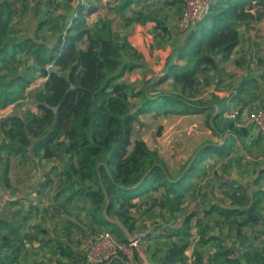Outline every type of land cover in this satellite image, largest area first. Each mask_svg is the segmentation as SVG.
Here are the masks:
<instances>
[{
    "label": "trees",
    "instance_id": "trees-1",
    "mask_svg": "<svg viewBox=\"0 0 264 264\" xmlns=\"http://www.w3.org/2000/svg\"><path fill=\"white\" fill-rule=\"evenodd\" d=\"M101 1H78L70 16H63L62 22L54 25L49 19H40L34 35L28 36L20 34V27L13 22L12 1L0 0V109L10 104L16 107L20 100L29 97L28 101L38 111L26 109L21 114L13 111L0 117V187H8L12 158L20 156V162H31L32 157L52 159L65 154L68 159L56 183L58 190L66 194L63 205L74 204L96 226L110 227L109 231L125 241L122 230L103 216L106 201L107 215L117 218L132 233L137 229L132 212L139 205L135 199L148 198L154 204L158 202L154 193L161 191L163 203L171 211L177 209L172 202H180L191 190L192 179L200 174L206 156L209 153L225 156L230 149L226 141L207 143L175 179H170L158 152L142 139L131 140L134 124H142L139 117L147 113L154 117L203 114L207 127L218 128L222 111L213 114V108L189 99L196 94L188 79L197 84L199 77L206 78L207 72L219 73L222 63L230 59L239 44V27L255 19L254 8L264 0H211L208 10L182 36L177 62L169 65L164 76L180 82L177 90L181 95L163 93L154 98L146 90L135 92L128 82L121 81L126 72L135 68V64L123 58V49L129 46L127 40H115L108 22L93 29L88 26L87 17L98 10ZM116 1V11L123 13L129 5L148 0ZM163 1L171 5L181 1V12L184 8L183 0ZM127 20L144 24L150 17L140 13L139 18ZM44 27L50 30V43L43 36ZM28 59L32 65L27 64ZM38 78L41 82L33 83ZM135 97L139 100L132 106L130 99ZM230 121L225 125L233 133L246 134V129L236 128ZM45 177L36 188L38 192L53 183ZM19 200H9L0 207V264H18L24 242L34 240L24 231L25 217H15L18 209L5 210ZM216 209L222 214L230 212ZM189 220L190 217L184 218L179 227L168 228L163 234L178 240L169 243L157 264L185 262L192 235ZM42 231L45 230L38 226L37 232ZM70 233L69 226L66 236ZM199 239V243H205L212 238H205L200 231ZM223 242L219 240L220 250L211 264H231L229 256L233 250ZM49 244L66 260H58V264H80L66 242L50 237ZM193 256V264L202 263L198 252ZM103 264L124 262L119 256Z\"/></svg>",
    "mask_w": 264,
    "mask_h": 264
},
{
    "label": "crops",
    "instance_id": "crops-1",
    "mask_svg": "<svg viewBox=\"0 0 264 264\" xmlns=\"http://www.w3.org/2000/svg\"><path fill=\"white\" fill-rule=\"evenodd\" d=\"M135 22L136 21L129 22L128 20H126L122 25V28L125 26V32L124 30H122V34L126 36L129 49L133 52H137V55H140L139 58L135 61L132 59H128V62L131 64H135V69H133V71L137 72V76L139 78H144V80H142L143 82L145 81L143 88L145 87L147 81L150 80V83H148L146 86H149L150 89H153V87L151 86L156 85L158 86L157 88L161 89L163 84L159 83V76L162 74L160 70H162V68L168 69L170 64L177 62L178 50L174 53H171L169 57L166 56V52H163L161 49H157L155 45L154 48H152V46L150 45L145 46V44H139L138 39L140 37L138 35H142L141 32L143 31L146 32V30L150 28L149 26L151 25L147 23L141 25L138 22ZM253 22L254 21L250 22L249 24L241 25L239 27V44L234 49L230 59L227 62L222 63V69L219 71V73L214 70L213 72L211 71L206 73V78H208L209 76L211 79L209 80L208 78V81L210 83L204 87V82L202 83L201 79L202 77H199L200 86L203 87L202 90H206V93L201 94L200 97H207V99L203 100L201 103L204 106L213 108V114L222 111L221 116L217 120L219 127L215 128L214 130L217 132V136H223V142L226 141L230 149L228 155L218 156L216 158L217 163L213 164V166L209 168L203 166L200 174L193 179V186L188 192L189 194L187 193L188 196L186 198L184 197L182 200H180V202L177 203L174 201L172 202L174 204V207L181 206L184 201H186V203H189V205L191 204L193 207V211L195 210V215L192 212L193 217L191 218L192 220L194 218L197 220L198 227L201 228L199 230V234L200 231H203L205 238H212L205 243H198L197 246H195L196 244L195 242H193V240L197 241L199 235L196 239V237H194L195 231H192L190 240L191 244L186 251L187 258L185 260L186 262L183 264H187L188 258L190 259L189 264H193L194 252H198L200 254L202 260L201 264H211L212 260L220 250L219 240L224 241L222 244L229 247L233 244V242H235L236 246H239V248H236L235 246V250L232 253L233 255L229 256L231 264H236V262H239V264H264V162L261 160V158H259L261 164L256 163V161L258 160L257 158L260 156V153L262 152V150L264 151V145L261 137L256 132V130L253 129L254 133L251 135H247L246 133L243 136L237 135V137L233 134V131L227 128L225 125L226 123L231 122L227 117L228 113L235 109L242 110L246 109L245 107H264V44H260V42L255 41L252 37H248L251 36V29L249 27L253 26ZM182 36H180L179 38L177 37V41L175 40L177 47H179ZM167 57H169V60H167ZM132 75L133 73L130 75L128 71L126 72L124 77H132ZM206 78L205 82H208L206 81ZM168 81H170V79L166 80L165 82ZM143 88L141 90H143ZM136 90L139 89L136 88ZM153 93H155V95L152 97H155L158 94L156 92ZM175 94L178 95V92L176 91ZM198 98L199 96H195L190 97L189 99L198 100ZM144 115H149V113L143 114L139 117L142 123L150 122L151 119L154 120V118L160 120L165 118V127L163 126V131L168 130L166 128V123H168L167 120H169V122H172V120L176 119V122H178V125L173 130V132L179 131L181 129V122L187 123L196 121L198 122V124L203 123L205 125V117L203 114H167L159 117L151 116L152 118L150 119H142V116ZM166 116H174L175 118L170 119ZM159 125L163 124L160 123ZM189 130L192 129L190 128ZM161 131L162 128L160 130V134L158 135V137H156L152 146L149 145L146 138L142 136L138 138L142 139L151 150L158 151V154L162 157L166 164L168 177L170 179H175L180 174L182 170L181 168H183L184 164H186L187 160H189L188 157L193 152V149L190 151V153H187L186 151H183L184 146L181 149L177 147V153H173L172 151L170 154L161 150L163 149V147L167 146V141H162L165 136L168 135L167 133L161 135ZM173 132L170 133V140L175 141V145L180 144V146H182V139L175 138V134ZM134 139H132L131 133V140L133 141ZM178 140H180V142H177ZM242 145L250 149L253 156H257V158L253 159L249 157L248 164L239 161L240 159L238 155H240L239 151ZM237 147L238 150L236 149ZM178 151L180 152V154L178 153ZM46 160L50 159L39 158V160H35V163L39 162L40 165L41 162V166L43 167L46 164ZM11 165L12 161H10L8 187H0V207H2L6 201L20 199L22 202V205H20L21 207L26 208V206H30V208H26L25 211L35 210L36 212H34L37 213L41 219L32 221L29 218L25 220V223L32 228V231L28 232H32L33 234H29L32 235L34 239H39L38 237L42 236V232H37V230L38 226L43 229L41 222L43 223L45 228L46 223L43 221L47 220V222L52 223L53 220H56V218L52 217V210L49 208L50 204L46 203L44 205V208H39L41 206L37 202L27 201L28 199H32L30 198V196L34 194L33 190L28 189L29 185H35L36 183L43 180V178L40 177L46 170L41 167L38 169L35 168L33 169V171H30L24 168L20 169V165L17 169H15ZM210 170H213V173H217L214 174L215 176H217L215 183L219 188H216L217 191H214L213 197L209 196V198H207L206 189L203 188L200 183L204 180L205 176L212 175ZM230 174L234 175V177L229 176ZM53 186L54 184L51 185L52 188ZM207 187L208 189H211L210 184H208ZM49 189L50 188H47V190L45 191L43 190L42 193L48 192ZM35 191L38 192L37 189H35ZM227 194L229 196L224 198V196H226ZM65 196V192H62L58 196V198H60L61 200ZM146 201L147 200L143 201L138 205L137 208L132 210L135 218L138 214L137 211H140L141 209H144L146 207ZM59 203L60 202H58V204ZM66 205L67 204H64L63 206ZM15 207L12 211L17 209ZM216 207L230 210V212L222 214L216 209ZM56 209L57 214L62 213V209ZM246 210H249V214H247ZM38 211L40 213H38ZM71 212L72 213L69 212V214H64L68 219L67 221L71 231L75 230L77 226L80 229L82 228L84 230H89L93 227H96V225L91 222L90 218L87 216L84 210H78L77 207L72 206ZM18 214L19 211L16 213L15 217H17ZM23 215L25 217V214ZM78 216L80 217L76 222H74L75 218ZM224 216H229V220H226ZM138 223H140V221H138ZM164 229L165 227H163L162 229L163 232L161 230L158 233H160L161 237L170 240V238H167L165 237V235H163L166 233V230L168 228L165 230ZM238 229L241 230V235L238 234ZM151 232L152 231L150 230L149 234ZM149 234L147 237L141 240V246L140 249H138L137 253L143 260L144 264H157L158 258L163 255L167 249L165 247V249L161 253L157 252L156 255H153L150 251L151 247L149 243H151L150 240L158 236V234L152 232V237H150ZM66 238L67 240L71 239L70 236ZM239 238L240 240L238 241ZM235 251H237L236 255H234ZM238 255H240V258L238 257Z\"/></svg>",
    "mask_w": 264,
    "mask_h": 264
},
{
    "label": "rangeland",
    "instance_id": "rangeland-1",
    "mask_svg": "<svg viewBox=\"0 0 264 264\" xmlns=\"http://www.w3.org/2000/svg\"><path fill=\"white\" fill-rule=\"evenodd\" d=\"M11 1H12L13 10L15 12V17L13 19V22L16 27H20L21 29L20 34L33 36L37 22L40 19L42 20L49 19L53 25L55 24L54 22H62L61 18L63 16L69 17L70 14L72 13L71 11L74 8L75 4L80 0H11ZM117 4H118V1L116 0H102L98 4L99 6L98 10L92 15L87 17L88 26L91 29H93V28H97L101 26L102 22L104 21L108 22L112 37L115 40L122 42L123 38L126 39V36L122 34L123 33L122 30H124L125 32V26L122 28L123 22H125L127 19H130V18H133V19L134 17L139 18V14L142 13L144 16L150 17V21H147L145 23L151 26H149L150 28H148L146 32L145 31L141 32L142 35L140 34L138 35L140 37L138 39L139 44H145V46L150 45L152 46V48H154V45H155L157 49H161L163 52H166V56H169V57L171 53H174L178 50L175 40L177 41L176 39L177 37L179 38L180 36L186 33V28L180 19L181 9L183 7V4L181 1H177V4L175 5H171L169 3L167 4L163 0H148L146 2L133 3L129 5L127 8H125L124 9L125 11L123 13H118L116 11L115 6H118ZM254 9L255 10L253 12H254L255 19L253 20L254 21L253 26L249 27L251 29V36H248V37H252L255 41L260 42V44L262 43L264 44V1L260 4H257ZM46 13H47V16H46ZM128 21L132 22L130 20ZM138 23L142 25L140 21H138ZM44 28L42 30L43 36H45V40L50 43L51 42L49 41L50 36H51L50 30L48 28L46 29ZM129 34H130V31H129ZM139 56L140 55L139 54L137 55V52L131 51L129 49V46L126 45L124 47L123 58L125 61L128 62L130 59L135 61L136 59L139 58ZM20 57L22 56L20 55ZM169 57H167L168 58L167 60H169ZM27 64L32 65V60L28 59ZM132 71L133 69L129 71L130 75L133 73L132 77L131 76L123 77L121 81L128 82L132 86V89L135 92H140V90L143 88L144 83H145V81L144 82L142 81L144 80V78L143 77L139 78L137 76V72H134V71L132 72ZM160 71L162 74L159 76L160 78L159 83L163 84L161 89L157 88L158 86L156 85L154 86L152 85L151 87H153V89H150L149 86H146L148 83H150V80H149L147 81V83L145 84V87L143 88V90H146L144 92H146L149 97H152L155 95V93L153 92H156L158 94H163V93L175 94L177 91L178 96L181 95V93H179V91L177 90V87H179L180 82L177 80L175 81L170 80L168 82H165L166 80H168L164 78L167 72V69L162 68V70ZM208 78L209 80H211L209 76ZM208 78H206V81H208ZM201 79H202V83L204 82V87L210 83L209 81L205 82L204 77H202ZM39 82H41L40 78L36 79L33 83L37 84ZM199 82L200 81H198V83L195 84V82H193L191 79H188V84L191 87H195L193 91L195 92L196 97L199 96L198 100L202 102L203 100H206L207 97L204 96L205 98H202L200 97V95L203 93H206V90L204 91L202 90L203 87L199 85ZM136 88H138L139 90H136ZM28 99L20 100L21 103H18L16 107L14 106L15 108L11 104L8 105L7 107L0 109V113H2L3 115H7L8 113H11L14 111L17 114H21V112L26 111V109H29L30 111H35L36 113H38V111L33 107L34 106L33 103H30ZM138 99L139 98H136V97L131 98L130 99L131 105L135 106L138 103L137 102ZM186 99L189 100L188 98ZM4 109H7V110L4 111ZM151 116H153L152 113H149V115L142 116V119L144 118L150 119L152 118ZM167 118L173 119L175 117L169 116ZM164 119L160 120V119L154 118V120L151 119L150 122H146L142 124H139V123L134 124L133 130H132V139L134 138L140 139L138 137L142 136L146 138L149 145L152 146L156 137H158V135L160 134V130L162 128L161 135L165 133H167L168 135H166L162 141V142L167 141V146L163 147V149L161 150L169 154L172 151L173 153H177L176 151V149H178L177 147L181 149L184 146L183 151H186L187 153H190V151L193 149V152L188 157L189 159L193 157L196 151L203 145L207 143L221 144L223 142V138H222L223 136H217L216 135L217 132L214 129L206 127L203 123L198 124V122L196 121L187 122V123L181 122L180 124L181 129L179 131L173 132V130L177 127L178 122H176V119L172 120V122H169V120H167L168 123H166L167 124L166 128L168 130L163 131L164 129L163 126L165 127ZM160 123H162L163 125H159ZM190 128L192 130H189ZM172 132L175 134V138L182 139V142H183L182 146H180V144L175 145V141L170 140V137H171L170 133ZM208 132H209V135H208ZM245 132L247 133V135L248 134L251 135L254 133V130L252 128H249V129H246ZM233 134L237 136V134L235 133ZM0 138H1V134H0ZM177 142H180V140H178ZM236 149L238 150V147ZM178 153L180 154L179 151ZM262 153H263V150L260 153V156L257 158V156L252 155V152L250 149L242 145L239 151L240 155H238L240 159L239 161L248 164V158L251 157L252 159L257 158L258 160L256 161V163L261 164L259 158H261ZM217 157L218 156L216 154L209 153L206 156L205 160L203 161L202 163L203 165L201 166V168H203V166L209 168L213 166V164H216ZM20 159H21L20 156L12 158L10 160L12 161L11 166L17 169L18 166L20 165L19 166L20 169L24 168L30 171H33V169L35 168L38 169L42 167L41 162H40V165H39V162L35 163V160L37 159L39 160L38 157H32L31 158L32 161L31 162L28 161L27 162L28 164L26 162H20ZM67 159H68V156L64 154V155L56 156L50 160H46V164L42 167L46 171L42 173L40 178L44 179L46 178L45 176H48L49 178L53 180V183H54L53 188L49 184L44 189L45 191L47 190V188H50L48 192L42 193L43 191L42 192L35 191V189L37 188V186L42 180L36 183L35 185L34 184L29 185L28 190H33L34 192L33 191L31 192H33L34 194L30 196V192H29V196L32 199H28L27 201L37 202L41 206L39 208H44V205L46 203L50 204L49 208L52 210V213H51L52 217L56 218V220H53L52 223L47 222V220L43 221L46 223L45 228H44L43 223L41 222V225L43 226L42 230H45V231H42L43 237L40 236L38 237L39 239L35 238L34 240H31V242L27 240L26 242H24V248L22 249L21 254L19 256L18 264H58L59 262L58 260H61L62 262L66 261L62 255H59L60 254L59 251H58L59 254L58 253L56 254L55 249L51 247V245L49 244L50 237H53L56 240H58L61 237L62 239L60 238L59 240L63 242L67 241L68 243L67 246L69 247L73 255L76 256L77 259H79L80 264H86L83 261V256H84V252L86 250L88 241L94 238L97 234H99L103 230H106V231L111 230L110 227H99V226H96L95 228L93 227L92 229H89V230L87 229L84 230L82 228L80 229L77 226V228L75 230H72L70 233L71 239L67 240L66 231L69 230V224L67 221L68 219L65 217L64 214L66 213L69 214V212L72 213L71 210L74 204L68 203L66 206H63L65 197L61 200L60 198H58V196L61 193L60 191H57L58 187L56 186V183H58L57 176H59L61 169L64 167V162ZM187 163H188V160L186 164H184L183 168L186 167ZM212 171L213 170H210L212 175L205 176L204 180L200 183L201 186H203V188L206 189L207 198H209V196L213 197L214 191H217L216 188H219L218 185L215 183L217 176H215L214 174H217V173H213ZM229 176L234 177V175H231V174ZM207 183L210 184L211 189H208ZM160 192L161 191H157L154 193V195L158 198L157 199L158 202H154V204L151 202L152 200L148 198L135 199L134 202L136 204H140L145 200H148V201L145 203L146 207L144 209L137 211L138 214L136 215V221H135V226L137 227V229L134 230L132 233L129 231V234L131 235V237L140 236L142 232L148 233L150 232V230L154 232L155 234H158V236L151 239L150 240L151 243H149L151 247L150 251L152 252L153 255H156L157 252L161 253L165 249V247L167 249L169 242H171L172 240H175V241L178 240L177 237H174V239L172 240L171 239L167 240L164 237H161L160 233L158 232H160L163 229V227H165V229L171 228L172 226L177 228L182 224V221L184 218L190 217V220H189L190 231L191 232L195 231L194 237H196V239L198 238L197 236L199 235V230L201 229L198 227L197 220L195 218L192 220L191 218L193 217V213L195 215V210L193 211V207L191 204L189 205V203H186V201H184V203H182V205L179 206L177 209L172 207L175 210L171 211L170 207H167L166 204L163 203V197L160 196ZM188 194H186L185 198L188 196ZM227 196L229 195L227 194L226 196H224V198H226ZM58 202L60 203L58 204ZM21 203H22L21 200H19L18 204L15 205L17 207L7 206L5 207V210L8 212H12V210L15 207L19 211L18 215L22 216L23 214H25V220L29 218L32 221L41 219L40 216L37 213H35L36 212L35 210L25 211L26 208H30V206H26V208H23L20 206L22 205ZM57 207L62 209V213L57 214L54 212V210ZM38 213L40 212L38 211ZM79 217L80 216L76 217L74 222H76ZM111 218L118 220L115 217H111ZM224 218H226V220H229L230 217L224 216ZM138 221H140V223H138ZM47 223L49 224V226ZM111 224H114L117 227H119L115 223H111ZM23 228L25 232L32 231L31 230L32 228L26 225V223L24 224ZM152 232L149 234L150 237H152ZM235 232H236V229H235ZM28 233L33 234L32 232H28ZM238 234L239 235L242 234L241 230L239 229H238ZM123 236L126 238V234H123ZM199 240H200L199 238L197 241L193 240V242H195L196 244L195 246H197V244L199 243ZM239 240L240 238L238 239V241ZM140 244H141V241L139 242V249L141 246ZM235 246H236L235 242H233V244L230 246L233 251L235 250ZM237 247L239 248V246H236V248ZM232 253L230 255H233ZM236 254H237V251H235L234 255ZM238 257L240 258V255H238ZM236 264H239V262H236Z\"/></svg>",
    "mask_w": 264,
    "mask_h": 264
},
{
    "label": "built area",
    "instance_id": "built-area-1",
    "mask_svg": "<svg viewBox=\"0 0 264 264\" xmlns=\"http://www.w3.org/2000/svg\"><path fill=\"white\" fill-rule=\"evenodd\" d=\"M183 1L184 8L181 12L180 19L186 31H188L192 24L208 10L211 0ZM11 105L14 106V104ZM7 109H4V111ZM1 116L5 115L0 113V117ZM227 117L234 122L236 128H252L256 130L264 145V107L246 108L242 110L235 109L228 113ZM261 160L264 162V151ZM148 233L142 232L140 236L131 237V239L125 238V241H122L113 233L103 230L88 241L84 252L85 263L103 264L112 260L114 257L121 256L124 264H144L137 252L139 249V242L141 239L145 238ZM189 263L190 259L188 258L187 264Z\"/></svg>",
    "mask_w": 264,
    "mask_h": 264
},
{
    "label": "water",
    "instance_id": "water-1",
    "mask_svg": "<svg viewBox=\"0 0 264 264\" xmlns=\"http://www.w3.org/2000/svg\"><path fill=\"white\" fill-rule=\"evenodd\" d=\"M49 70H52V67H49ZM53 110L55 111L56 108H53ZM107 202L108 201H106L105 207L103 208L104 218L106 219V221H108L110 223L117 224L119 226V228L123 231V233L126 234V238L131 239V235L129 234V230L126 228V226L123 223H121V221L112 219L110 216L107 215V213H106ZM246 212H247V214H249V210H246Z\"/></svg>",
    "mask_w": 264,
    "mask_h": 264
}]
</instances>
